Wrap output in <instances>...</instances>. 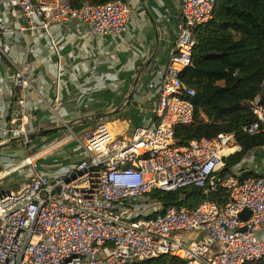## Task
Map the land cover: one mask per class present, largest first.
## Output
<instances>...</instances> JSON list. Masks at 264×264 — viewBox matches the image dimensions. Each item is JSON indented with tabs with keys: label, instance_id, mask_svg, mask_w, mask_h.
I'll return each mask as SVG.
<instances>
[{
	"label": "built area",
	"instance_id": "1",
	"mask_svg": "<svg viewBox=\"0 0 264 264\" xmlns=\"http://www.w3.org/2000/svg\"><path fill=\"white\" fill-rule=\"evenodd\" d=\"M0 58L13 64L14 115L0 118L6 141L23 136L31 143V90L45 88L36 71L39 46L28 41L42 32L57 53L61 48L52 26L76 23L83 36H120L128 27L132 6L127 0H0ZM217 0H180V24L167 63L151 81L154 120L137 126L130 137L116 134L107 122L77 136L82 157L54 175L34 162L6 170L3 178L29 165L17 190L0 194V264H134L163 254L186 264H246L264 258V170L249 171L242 162L224 173L226 158L241 149L236 133L191 140L175 136L178 125L195 119L196 90L181 73L192 64L194 30L207 23ZM26 42L20 63L11 42ZM5 78L0 74V100ZM256 121L243 127L255 135L264 126V104L252 102ZM66 128L68 122L63 121ZM61 142L75 138L70 129ZM38 155V154H37ZM20 167V168H19ZM1 174V173H0ZM188 186L206 194L223 188L224 204L206 199L195 207L165 205L155 191L176 192ZM184 196H180V200ZM248 210V219L240 214Z\"/></svg>",
	"mask_w": 264,
	"mask_h": 264
},
{
	"label": "crops",
	"instance_id": "2",
	"mask_svg": "<svg viewBox=\"0 0 264 264\" xmlns=\"http://www.w3.org/2000/svg\"><path fill=\"white\" fill-rule=\"evenodd\" d=\"M127 1L132 6V15L127 30L120 36H83L85 29L76 23L69 29L54 25L51 30L61 48L57 53L42 32L36 37L27 35L30 43L35 42L39 46L35 55L36 71L45 86L41 94L31 90L28 100L32 111V133L64 126L63 121L70 127L35 137L29 144L28 148L40 146L44 149L35 166L46 173L54 175L74 166L83 155L77 136L99 122H107L116 134L130 137L137 126L154 120L149 99L151 81L157 68L167 63L173 49L180 24V0ZM7 7V4H0V15L6 12ZM11 45L10 54L15 63H20L26 42H11ZM12 72L11 61L6 57L0 58V74L5 78L0 118L5 120L9 119L10 113L14 115L16 109ZM102 113L108 116L101 117ZM70 129L75 138L70 141L64 139L58 144L62 139L60 134H67ZM5 139L0 133V143ZM12 146L1 148L0 168L4 170L15 160L10 156ZM244 161L249 171L260 173L264 170V146L253 149ZM28 162L24 160L21 164ZM9 178L7 175L0 182ZM15 188L3 191L17 190Z\"/></svg>",
	"mask_w": 264,
	"mask_h": 264
},
{
	"label": "trees",
	"instance_id": "3",
	"mask_svg": "<svg viewBox=\"0 0 264 264\" xmlns=\"http://www.w3.org/2000/svg\"><path fill=\"white\" fill-rule=\"evenodd\" d=\"M192 64L181 73L182 80L196 90L195 119L178 125L175 136L182 144L191 140L236 133L241 147L226 158L224 173L256 147L264 146V126L255 135L243 132L256 121L252 102L261 96L264 104V0H217L213 17L194 30ZM256 175L246 171L239 179ZM165 205L183 203L195 207L206 199L224 204L226 191L218 187L210 194L204 188L188 186L176 192L155 191ZM180 196H184L180 200ZM134 264H186L176 256L163 254ZM246 264H264V258Z\"/></svg>",
	"mask_w": 264,
	"mask_h": 264
},
{
	"label": "rangeland",
	"instance_id": "4",
	"mask_svg": "<svg viewBox=\"0 0 264 264\" xmlns=\"http://www.w3.org/2000/svg\"><path fill=\"white\" fill-rule=\"evenodd\" d=\"M70 133H71V131L68 130L67 134H62L61 133L60 137H63L64 135H69ZM123 138H125V137H123ZM126 138H128V137H126ZM12 144H13V146H12V155H10V156H11V158L12 157L15 158V160H14L13 164L9 166V168H6V170L14 169L19 164H21L25 159H27L28 157H33V156H35V158L33 160L34 165H37L38 160H40V158H42V157H39V156L44 154L42 152L44 149L42 150L40 148V146H38V147L36 146L37 149H31V147L28 148L30 143L25 144L24 141H18V142H14ZM51 145H52V143H51ZM51 145H49V146H51ZM33 147H34V145H33ZM0 151H1V149H0ZM37 154H40V155H37ZM0 170H2V172L0 174V177H1V176L4 175V172L6 170H4L3 168H0ZM30 171H31V168L29 167V165H26V166L23 165V167H21L17 171H13L11 174H9L8 175L10 177L9 179L0 182V194H2L4 192L3 190L7 189V188L8 189L15 188V187H16L15 189L20 188V185H22V183L25 182V180H24L25 175H28ZM16 176H18L19 180H17L18 178L17 179H13V178H16ZM7 183L8 184L10 183V184L8 186H5Z\"/></svg>",
	"mask_w": 264,
	"mask_h": 264
},
{
	"label": "water",
	"instance_id": "5",
	"mask_svg": "<svg viewBox=\"0 0 264 264\" xmlns=\"http://www.w3.org/2000/svg\"><path fill=\"white\" fill-rule=\"evenodd\" d=\"M262 91L264 93V83L262 86ZM260 99H261V96H258L257 100L259 101ZM100 115H101V117L108 116L107 113H102ZM64 127H66V126H59V127L57 126V127H53V128L38 130V131L31 133L29 135V137L33 139L35 137H39L41 135H46V134L51 133V132H58L59 130L63 129ZM23 138H24L23 136H19V137H14V138L7 140L5 142H2V143H0V149L5 147V146H8L9 144H12L14 142L22 141ZM249 215H250V212L248 210H245L240 214V217L242 219H248Z\"/></svg>",
	"mask_w": 264,
	"mask_h": 264
},
{
	"label": "bare ground",
	"instance_id": "6",
	"mask_svg": "<svg viewBox=\"0 0 264 264\" xmlns=\"http://www.w3.org/2000/svg\"><path fill=\"white\" fill-rule=\"evenodd\" d=\"M38 155H39V154H38ZM34 158H35V156H33V157H28V158L25 159V160H29V162H33Z\"/></svg>",
	"mask_w": 264,
	"mask_h": 264
}]
</instances>
